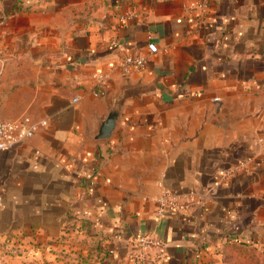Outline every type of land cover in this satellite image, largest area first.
Returning <instances> with one entry per match:
<instances>
[{
    "label": "crops",
    "instance_id": "0c3cea01",
    "mask_svg": "<svg viewBox=\"0 0 264 264\" xmlns=\"http://www.w3.org/2000/svg\"><path fill=\"white\" fill-rule=\"evenodd\" d=\"M8 1L0 120L47 126L0 152V264H128L141 233L165 241V264L218 239L264 241V0H162L122 21ZM151 42L147 66L123 75ZM207 191L156 216L166 192Z\"/></svg>",
    "mask_w": 264,
    "mask_h": 264
},
{
    "label": "built area",
    "instance_id": "2783aa9c",
    "mask_svg": "<svg viewBox=\"0 0 264 264\" xmlns=\"http://www.w3.org/2000/svg\"><path fill=\"white\" fill-rule=\"evenodd\" d=\"M147 55H130L125 57L119 65L123 75L133 71H141L148 64L150 55L157 54L159 49L155 43H148ZM102 80L104 76H100ZM99 94L98 92L96 95ZM77 102V99H74ZM47 126L45 120L21 121L0 120V152H5L16 145L33 138L43 127ZM208 191L200 195L192 193L188 198H182L170 192L164 193L158 199L156 216L161 218L168 214L183 215L190 209L200 206L208 196ZM133 249L127 255L128 264H165L167 260L166 243L153 233H141L132 240Z\"/></svg>",
    "mask_w": 264,
    "mask_h": 264
},
{
    "label": "rangeland",
    "instance_id": "374dc122",
    "mask_svg": "<svg viewBox=\"0 0 264 264\" xmlns=\"http://www.w3.org/2000/svg\"><path fill=\"white\" fill-rule=\"evenodd\" d=\"M3 0H0L2 2ZM19 10L28 11L42 3L65 5L79 19L108 20L112 16L122 21L132 16L139 6H151L162 0H9ZM8 1V2H9ZM194 4L208 7L211 0H191ZM19 7V8H18ZM140 10L143 11V8ZM129 13V14H128ZM10 13H5L6 19ZM99 17V18H98ZM184 264H264V241L237 243L235 241L214 240L206 247H200L187 258Z\"/></svg>",
    "mask_w": 264,
    "mask_h": 264
},
{
    "label": "water",
    "instance_id": "95a60500",
    "mask_svg": "<svg viewBox=\"0 0 264 264\" xmlns=\"http://www.w3.org/2000/svg\"><path fill=\"white\" fill-rule=\"evenodd\" d=\"M119 118V109L115 104L114 108L110 111L107 119L102 124V127L98 133L97 139H108L114 131Z\"/></svg>",
    "mask_w": 264,
    "mask_h": 264
},
{
    "label": "trees",
    "instance_id": "16d2710c",
    "mask_svg": "<svg viewBox=\"0 0 264 264\" xmlns=\"http://www.w3.org/2000/svg\"><path fill=\"white\" fill-rule=\"evenodd\" d=\"M19 8V7H18ZM17 11L18 9H17V6H16V4L14 5V11ZM227 241H235V242H237V243H245L246 241H241V240H239V239H231V238H228V240Z\"/></svg>",
    "mask_w": 264,
    "mask_h": 264
}]
</instances>
